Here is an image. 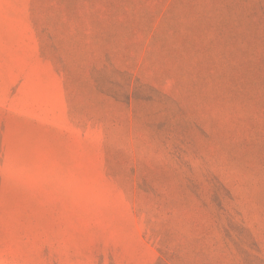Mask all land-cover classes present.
Returning <instances> with one entry per match:
<instances>
[{"label":"rangeland","instance_id":"1","mask_svg":"<svg viewBox=\"0 0 264 264\" xmlns=\"http://www.w3.org/2000/svg\"><path fill=\"white\" fill-rule=\"evenodd\" d=\"M0 264H264V0H0Z\"/></svg>","mask_w":264,"mask_h":264}]
</instances>
